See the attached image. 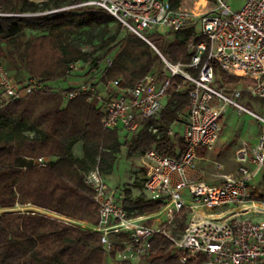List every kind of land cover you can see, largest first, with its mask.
<instances>
[{
	"label": "trees",
	"instance_id": "trees-1",
	"mask_svg": "<svg viewBox=\"0 0 264 264\" xmlns=\"http://www.w3.org/2000/svg\"><path fill=\"white\" fill-rule=\"evenodd\" d=\"M82 1L0 0L1 11L20 13L0 14V41L4 42L3 56L10 61L8 68L21 69L22 79L36 78L44 85L0 107V264H109L115 252L107 251L94 229L99 211L94 190L85 182L87 172L99 164L102 173L109 175L121 154L128 160L155 149L161 155L179 157L186 150L179 132L168 133L170 126L185 121L188 114L193 84L186 82L177 90L181 77L173 79L164 108L143 118L132 138L119 127L103 125L97 100L84 95L65 98V93L75 89L67 68L76 59H91L89 67L77 74L85 81L105 85L120 80L122 88L134 87L139 79L161 72L164 66L150 43L123 29L104 8L67 7ZM169 1L173 7L183 2ZM53 9L58 10L45 12ZM196 31V24H190L179 30L152 31L148 37L169 61L189 63L194 53L189 46L203 39ZM86 45L94 48L91 53L81 51ZM109 56L114 59L110 66L105 62ZM212 63L215 87L230 94L246 83L247 79ZM259 100L264 102V97L247 91L238 99L252 110L253 101ZM257 105L256 112L263 115L264 104ZM78 142L82 156L74 152ZM39 157L49 158L48 164H36ZM136 172L130 184L116 187L117 194H123L124 208L130 216L159 211L162 203L148 198L141 172ZM185 222H180V229ZM119 237L122 234L111 238ZM182 253L172 247L171 240L157 235L148 251L122 264H184Z\"/></svg>",
	"mask_w": 264,
	"mask_h": 264
},
{
	"label": "built area",
	"instance_id": "built-area-1",
	"mask_svg": "<svg viewBox=\"0 0 264 264\" xmlns=\"http://www.w3.org/2000/svg\"><path fill=\"white\" fill-rule=\"evenodd\" d=\"M215 1V8L200 14L182 5L173 7L169 0H85L67 6L104 8L123 29L150 43L164 62L161 72L149 73L128 88L120 87V80L104 85L79 77L77 74L89 67L91 59H76L68 64L67 77L75 89L65 93V98L84 95L100 102L105 127H119L132 138L143 118L164 108L175 77L182 78L176 83L177 90L186 82L193 84L185 121L168 130L172 136L181 130L186 150L179 157L161 155L155 149L128 157L141 172L148 198L162 203L159 211L130 216L123 205V194L109 186L108 175L102 173L99 164L85 176L99 211L94 229L100 232L107 251L115 252L109 264H122L127 258L135 260L151 248L157 235L171 240L175 250L183 251L184 264H264V116L238 101L245 91L264 97V0H245L238 11H233L227 0ZM5 13L20 14L0 10V14ZM190 24L200 26L196 34L203 39L189 46L194 51L189 63L169 61L148 37L152 31L179 30ZM93 49L86 45L81 51L91 53ZM105 60L110 66L114 59L109 56ZM212 61L226 72L247 79L246 83L234 87L230 94L215 87ZM189 69L196 70V74ZM43 86L36 78L17 80L0 62V107ZM228 106L251 115L261 133L254 146L245 143L236 150L235 175L209 183L198 168V151L214 148L221 135L220 120ZM35 162L46 166L49 159L39 157ZM215 165L223 168L221 162ZM184 219L185 227L180 229ZM112 234L122 237L113 240ZM117 245L121 247L116 249Z\"/></svg>",
	"mask_w": 264,
	"mask_h": 264
},
{
	"label": "rangeland",
	"instance_id": "rangeland-1",
	"mask_svg": "<svg viewBox=\"0 0 264 264\" xmlns=\"http://www.w3.org/2000/svg\"><path fill=\"white\" fill-rule=\"evenodd\" d=\"M227 2L233 11H238L242 8L245 0H227ZM181 5L189 9H195V12L200 14L206 10L215 8L216 1L183 0ZM196 29H200L198 24H196ZM3 46L4 42L0 41V62L18 80L21 78L19 74L21 73V69L14 70L12 68H8V63H10V61L3 56L5 53ZM66 84L67 83H61V85ZM258 103L262 105L264 104L263 100H259ZM258 103L253 101L254 110L257 108ZM245 106L250 107L248 104H245ZM262 114L264 116V109ZM220 122L222 126L221 135L219 136L220 139L214 148L211 151L200 150L198 152L200 155L203 154L206 158L203 161L197 160V164L199 170L202 171L203 180L209 183H219L223 181L225 175H235L237 170V161L235 155L236 150L245 143L254 146L258 141L259 134L261 133L259 123L255 122L251 115L246 113L240 114L233 106H228ZM179 131L181 130H176V132ZM74 152L77 156L83 155V147L81 142L75 144ZM116 162L117 164L114 171L112 172L113 176L108 178V184L113 189H116V187L120 185L122 186L124 184H130L132 182L133 174L137 173V169L131 165L130 161L127 160L124 154H121L118 158V161ZM215 162H221L223 164V168L217 169Z\"/></svg>",
	"mask_w": 264,
	"mask_h": 264
},
{
	"label": "crops",
	"instance_id": "crops-1",
	"mask_svg": "<svg viewBox=\"0 0 264 264\" xmlns=\"http://www.w3.org/2000/svg\"><path fill=\"white\" fill-rule=\"evenodd\" d=\"M18 76H19V74H18ZM19 79H22V77L19 78ZM176 127L179 128L180 126L177 125ZM198 156L200 157V159H199L200 161H201V160H202V161L205 160V159H202V157L204 156L203 154L200 155V154L198 153ZM111 176H113L112 173H110L107 177L110 178Z\"/></svg>",
	"mask_w": 264,
	"mask_h": 264
}]
</instances>
